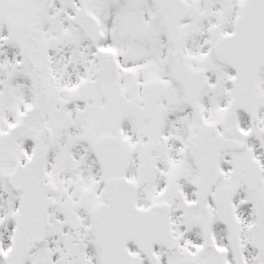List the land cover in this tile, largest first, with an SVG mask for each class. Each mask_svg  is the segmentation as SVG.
<instances>
[{"label":"snow or ice","instance_id":"obj_1","mask_svg":"<svg viewBox=\"0 0 264 264\" xmlns=\"http://www.w3.org/2000/svg\"><path fill=\"white\" fill-rule=\"evenodd\" d=\"M0 264H264V0H0Z\"/></svg>","mask_w":264,"mask_h":264}]
</instances>
